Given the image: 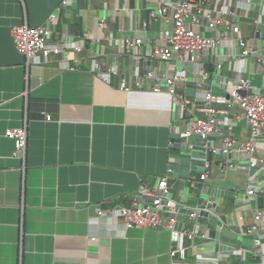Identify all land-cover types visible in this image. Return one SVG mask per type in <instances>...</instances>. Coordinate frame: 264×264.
Here are the masks:
<instances>
[{"label":"crops","instance_id":"0c3cea01","mask_svg":"<svg viewBox=\"0 0 264 264\" xmlns=\"http://www.w3.org/2000/svg\"><path fill=\"white\" fill-rule=\"evenodd\" d=\"M63 1L0 0V264H172V252L183 249L189 250L184 264L218 259L220 264H259L264 259V220L254 234L260 245L250 253L239 248L219 253L217 244L192 246L196 236L217 229L199 217L200 188L193 180L200 176L182 188L177 179L168 189L180 203L198 210L197 219L189 220L178 241L165 228L126 230L120 220L98 215L99 209L129 207L142 189L167 181L169 166L180 158L172 137L185 135L196 119L205 118L206 93L217 98L213 106L219 134L211 138L210 146L220 148L228 135L226 118L235 122L233 133L240 141L249 137L246 119L233 99L227 100L235 87V52L203 53L201 67L209 73L207 80L187 65V82L179 83L177 91L188 104L177 106L165 81L182 65L154 58L165 44L164 32L172 26L150 16L168 0H68L62 6ZM244 1L236 0L233 8ZM237 12L245 17L241 37L255 42L257 50L247 77L253 91L264 95V9L261 17L255 6ZM52 14L56 19L47 24ZM258 18L259 25H253ZM101 20L106 21L105 28ZM22 25L48 26L50 42L64 44L66 52L52 55L45 66H27L11 38V30ZM137 39L143 40L140 46ZM95 62L109 81L93 72ZM218 63L221 71L216 70ZM158 84L162 90L157 93L153 89ZM189 86L195 88H190L193 95ZM25 124L26 157L20 160L5 132ZM193 141L194 137L183 139V148L191 149ZM257 148L255 159L262 163L253 174L241 169L250 160L239 150L229 157L210 156L203 191L218 187L235 194L213 210L231 239L247 235L254 213L264 208V130ZM225 162L235 169L221 174L218 166ZM253 184L263 194L247 202V189ZM172 214V209L162 211L165 220ZM232 254L242 258H231Z\"/></svg>","mask_w":264,"mask_h":264},{"label":"built area","instance_id":"2783aa9c","mask_svg":"<svg viewBox=\"0 0 264 264\" xmlns=\"http://www.w3.org/2000/svg\"><path fill=\"white\" fill-rule=\"evenodd\" d=\"M234 2L236 0H168L161 1L150 13L153 19H164L172 26L171 30L164 32L165 44L156 50L154 58L157 61L182 65V68L173 78L165 81L168 94L177 106L188 104L186 97L177 91L179 83L187 82V65L194 66L196 73H200L203 80H207L209 73L201 67L203 53L209 52L214 56L222 49L235 52L233 55V82L235 87L230 92V96L237 104L242 117L246 119L250 127V134L247 139L240 141L233 133L235 122L226 118L225 124L228 126V135L223 137L220 148L210 146L211 138L219 134V125L216 119L217 111L213 106L217 98L212 95V92L206 93L203 109L205 118L196 119L185 132L188 137H199V140L204 143L208 156V159L204 160L207 171L197 180H193L201 190L208 180L210 156L212 155L222 153L225 157H229L239 150L245 153L250 160L247 166L241 167L244 170L258 167L262 163L256 160L255 156L258 152L257 142L264 130V95L253 91L254 87L247 77L249 61L256 56L257 50L255 42L241 37V26L245 17L239 15L237 10L249 11L255 6L258 8V16L261 17L264 0H245L233 8ZM67 4L68 0H64L62 6ZM55 19V14L50 15L47 24L53 23ZM253 25H259V18L253 20ZM100 26L105 28L106 21L101 20ZM51 34V30L46 25L37 28L22 25L11 30L13 44L17 52L26 59L27 66H45L50 62L52 55H60L66 52L67 46L64 44L50 42ZM142 43V39L135 40V44L138 46ZM130 46L132 47L133 44L130 43ZM75 49L80 50L81 46L77 45ZM216 70L221 71L222 64L218 63ZM93 72L103 80L109 81L110 79V76L102 71V67L97 62L93 65ZM143 84L144 78H140L138 86L142 87ZM122 89L127 90L125 84H122ZM161 90L160 84L153 89L157 93ZM46 121H51L50 115H46ZM5 137L13 141L15 156L24 160L28 138L27 125L7 130ZM234 169V164L230 162L219 163L218 166L221 174H226ZM168 194L167 181L165 180L152 189H142L131 206L106 211L99 209L98 215L99 218L120 220L126 230L165 228L174 233L176 220L170 219L168 222L169 218L165 220L160 213L162 202ZM262 194L263 190L257 185H250L247 189L246 201L250 202L253 197ZM197 217L198 211L190 216V220H196ZM253 220L254 225L248 229L249 235H254L259 230V224L264 220V208L254 213ZM188 237L192 239L193 236L189 235ZM174 254L175 252H172L171 255ZM199 264H220V259ZM259 264H264V259Z\"/></svg>","mask_w":264,"mask_h":264},{"label":"water","instance_id":"95a60500","mask_svg":"<svg viewBox=\"0 0 264 264\" xmlns=\"http://www.w3.org/2000/svg\"><path fill=\"white\" fill-rule=\"evenodd\" d=\"M189 93H192L194 86L188 87ZM190 95H188L189 97ZM227 100L230 101L232 98L227 96ZM194 137L192 143V149H188L187 146L183 148L182 140L189 138L186 135H174L172 137L173 142H176L175 149L179 151L180 158L177 164H172L169 166L168 171V179H167V188H171L177 179L181 180L180 188H182L186 181L191 180L193 176H202L206 171V164L204 160L208 159L206 155V149L204 148L203 142H197L199 139L198 136ZM192 159L197 160L198 162H193ZM258 170V167L251 168L250 173L253 174ZM199 201H198V210L199 217L204 218L205 220L211 221L216 224L217 229L209 230L206 236H196L192 241V246H198L203 244H209L211 246L218 245L219 253H233L239 248L242 253H250L253 251L255 246L260 245V238L258 235H243L238 236L235 239H231L227 235H225L222 230L224 228V223L220 220V218L214 216L213 210L219 206V203L222 199H234L235 194L231 191L225 190L224 188L212 187L208 191L204 192L199 189ZM203 202L200 203L199 202ZM262 202V201H261ZM212 206H209L208 204ZM152 204V203H151ZM173 210V214L168 219L176 220V225L174 229L173 239L175 241L179 240L180 234L185 233V227L188 225L190 216L197 212L194 208L188 207L179 202V196L172 197L171 194H168L166 199L162 202V211H167L168 209ZM262 209V208H261ZM206 210V211H205ZM196 234H199L200 227L197 226L195 228ZM189 257V250L183 249L181 252H175L172 256V264H184V260H187ZM231 258L240 260L242 258V254L231 255Z\"/></svg>","mask_w":264,"mask_h":264}]
</instances>
